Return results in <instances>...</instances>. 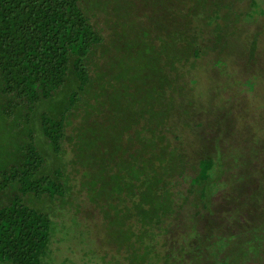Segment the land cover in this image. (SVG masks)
<instances>
[{"label":"rangeland","instance_id":"obj_1","mask_svg":"<svg viewBox=\"0 0 264 264\" xmlns=\"http://www.w3.org/2000/svg\"><path fill=\"white\" fill-rule=\"evenodd\" d=\"M82 6L103 43L88 60L92 85L69 115L61 156L51 153L41 137L40 115L66 105L74 83L30 119L23 105L8 116L11 97L3 95L0 79V180L20 157L29 128L48 156L49 171L63 166L70 174L71 194L66 199L27 198L28 204L53 219L52 241L42 264L248 263L255 252L250 240L238 242L226 254L219 234H214V222L220 220L230 228H251L250 233L256 225L251 215L264 220L259 207L232 204L235 196L248 191L236 182L240 178H229L227 206L218 203L219 196L214 199L218 208L209 213L210 221L217 217L213 223L199 222L201 229L211 230L215 242L204 246L201 239L202 244L194 242L195 231L185 214L170 219L160 231L150 229L144 237L148 230L135 216L139 196L118 191L123 185L118 173L130 169L135 175L140 158H153L152 152L143 154V142L154 145L157 129H169L166 139L191 165L223 147L226 165L231 167L239 158L244 161L240 166L249 170L250 164H245L251 149L264 147V0H82ZM82 137L93 145L86 164L91 198L98 194L100 205L84 188L86 170L75 151ZM256 159L250 172L256 176L247 184L254 183L252 193L261 205L264 155ZM15 194L13 188L0 192V206ZM243 248L246 254L241 253Z\"/></svg>","mask_w":264,"mask_h":264},{"label":"trees","instance_id":"obj_2","mask_svg":"<svg viewBox=\"0 0 264 264\" xmlns=\"http://www.w3.org/2000/svg\"><path fill=\"white\" fill-rule=\"evenodd\" d=\"M102 43L103 37L92 24L82 0H0V79L3 95L11 97L7 106L8 116L23 105L31 119L39 107L50 106L57 95L71 82L74 83L66 105L61 103L56 110L49 108L47 113L40 115L41 137L48 142L51 153L56 157L64 152L69 115L92 85L88 60L93 50ZM165 131L169 129L155 130L154 145L143 142V154L152 152L154 159L140 158L135 175L130 169L118 173V179L123 182L118 191H131L133 196H139L135 216L139 225L148 230L144 237L149 236L150 229L160 231L170 219L185 214L188 226L195 231L194 242L202 244L199 242L202 240L206 244L204 246L214 245L211 230L206 228L207 232H204L205 227L201 229L199 224H212L217 218L214 215L210 221L212 217L209 215L218 208L213 203L217 196L220 197L219 204L223 207L228 205V187L232 184L229 178L232 176L240 178L235 181L244 184L242 191L245 188L248 190L235 196L232 204L259 207L264 211V202L257 205L254 199V183L247 184L250 178L256 176L250 173L254 171L252 164H257L259 160L256 158L264 155V147L251 149L252 155H248L250 159L245 164H250L249 170L240 166L244 161L239 158L231 167L226 165L223 147H215V155L191 165L180 148L166 139ZM91 146L87 137H82L75 151L78 164L86 170L84 188H87L92 202L100 205L98 194L91 198L93 189L89 186V166L86 162ZM49 166L48 156L29 128L28 142L21 148L20 157L1 175L0 192L13 188L16 194L7 204L0 206V264H42L47 257L52 241V216L28 204L27 198L32 196L40 201L47 199L54 202L71 194L70 174L63 166L53 171H49ZM189 167L193 168V173L189 172ZM238 168L240 170L236 173L231 171ZM250 219L253 225L256 224L251 233V228L239 226L234 227L233 233L230 223L224 226V221L220 220L219 224L214 222V234H219V243H224L226 254L233 252L238 242L250 240L255 252L246 264H264V220L255 219L253 215ZM229 234L231 239L228 240ZM241 253L246 254L245 249ZM188 255L193 256L191 253Z\"/></svg>","mask_w":264,"mask_h":264}]
</instances>
